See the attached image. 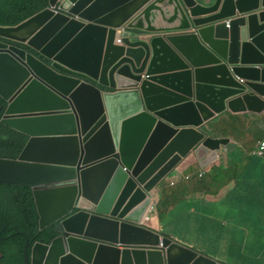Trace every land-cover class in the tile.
I'll use <instances>...</instances> for the list:
<instances>
[{"label":"water","instance_id":"obj_1","mask_svg":"<svg viewBox=\"0 0 264 264\" xmlns=\"http://www.w3.org/2000/svg\"><path fill=\"white\" fill-rule=\"evenodd\" d=\"M48 5L0 26L1 123L29 138L0 183L32 188L41 230L62 228L25 264H221L145 217L186 158L206 167L232 143L206 124L264 112V0Z\"/></svg>","mask_w":264,"mask_h":264},{"label":"crops","instance_id":"obj_2","mask_svg":"<svg viewBox=\"0 0 264 264\" xmlns=\"http://www.w3.org/2000/svg\"><path fill=\"white\" fill-rule=\"evenodd\" d=\"M232 114L243 115L250 122L248 128L253 134L251 141L255 144L252 156L230 159L229 154L223 152L221 161L229 159V166L225 170L231 171H224L221 176L214 174L212 183L205 182L210 174L204 171L211 165L202 167L193 154L185 159L183 165L190 163L202 169L200 180L193 182L190 175H185L182 166L180 173H174L180 175L178 184L181 187L176 192H170L169 196L175 201L185 198L191 206L177 220L182 223L180 229H176V224L161 223L163 228L169 229L168 234L171 236L159 233L182 245L183 237H186L185 246L191 245L189 248L195 250V247L199 253L221 264H264V156L254 153L264 139V112ZM229 137L233 140L232 144L237 143L242 148L241 141ZM226 150L223 148V151ZM229 150L231 152L232 148ZM213 164L218 165L219 162ZM173 175L166 180H171ZM178 184L172 182L171 186L176 187ZM167 212L173 214L174 205H170ZM187 217L194 219L188 222ZM150 218L155 222L147 226L157 231L154 225L158 220L162 222L164 217L156 214V217Z\"/></svg>","mask_w":264,"mask_h":264},{"label":"trees","instance_id":"obj_3","mask_svg":"<svg viewBox=\"0 0 264 264\" xmlns=\"http://www.w3.org/2000/svg\"><path fill=\"white\" fill-rule=\"evenodd\" d=\"M48 3L49 0H0V26H16L43 11ZM22 47L44 60L32 49ZM6 106L0 96V158L17 159L29 138L1 123ZM241 154L245 155L241 149L233 153L236 157ZM59 235V223L40 230V215L32 188L0 183V251L4 256L0 264H24L28 241L33 247L37 242L51 243Z\"/></svg>","mask_w":264,"mask_h":264},{"label":"rangeland","instance_id":"obj_4","mask_svg":"<svg viewBox=\"0 0 264 264\" xmlns=\"http://www.w3.org/2000/svg\"><path fill=\"white\" fill-rule=\"evenodd\" d=\"M232 112L233 111H228V112L226 111V113L223 112L219 116L214 117L213 120H211V122L208 124V129L213 135H219V136H223V137L231 136L236 141L237 140L241 141L242 142L241 151H243L245 153V155H247V156H252V153H253L252 150L255 148V144L252 143V141H251L253 134L250 132V130L248 128L250 122L246 121L247 119L245 118V116L238 115V114H232ZM245 155L241 154L240 157H236L235 155H232L230 157V159H240V158L242 159V158H244ZM228 161H229V159H226L225 161L219 162V164L217 163L218 165L213 164V165L207 167L206 169H204V171L206 173L210 174L207 177L205 182L212 183L213 178H215L214 174H216V173H218L217 176H221L222 172H224V171L230 172L231 170H225L229 166ZM182 166H183V170H184L185 175H190L191 180L193 182L196 183L200 180L199 174H200L202 169L200 170L197 166L192 165L190 163H185L184 165L182 163V165L175 172H173L170 176H172L174 173H177V172L180 173ZM231 168H232V165L230 166V169ZM179 177H180V175L176 176V174H174L173 178L171 180H169V181L166 180L161 185V187H160V192H161L160 201H159V203H157V206L155 208L156 214H158L159 217L162 216L164 218H163L162 222L160 220H158L157 223L154 225V227H155V229H157L158 232H160L164 235H168V236H171L168 234L169 229L166 227L163 228L161 226V223H164L165 225L176 224L177 225L176 229H180L182 227V223H179L177 220L180 217V215L183 214L189 206H191V204L189 203V200H185V198L183 200H178V201L170 199L169 193L170 192H176L181 187L180 184H178L179 183V179H178ZM172 182H175L178 185L176 187H173V186H171ZM187 182H190V180ZM197 184L199 186L202 185L201 183H197ZM173 185H174V183H173ZM170 205H174L175 212L173 214L167 212ZM193 219H194V217H187L188 222L192 221ZM185 239H186V237H183V246H185L187 244ZM193 248L195 250H197L195 247H193Z\"/></svg>","mask_w":264,"mask_h":264},{"label":"clouds","instance_id":"obj_5","mask_svg":"<svg viewBox=\"0 0 264 264\" xmlns=\"http://www.w3.org/2000/svg\"><path fill=\"white\" fill-rule=\"evenodd\" d=\"M49 4V3H48ZM49 6V5H48ZM47 6V7H48ZM46 7V8H47ZM45 8V9H46ZM8 27H10V26H8ZM124 30H125V28H119V30H118V37H117V43L118 44H122V36H121V34L124 32ZM0 41H3V42H7V43H10V42H8V41H6V40H2V39H0ZM11 44V43H10ZM22 46H25V45H20V47H22ZM27 47V46H26ZM23 48V47H22ZM25 49V48H24ZM28 51V50H27ZM34 51V50H33ZM37 53V52H36ZM33 54V53H32ZM35 55V54H34ZM38 55H40V54H38ZM36 56V55H35ZM41 56V55H40ZM38 57V56H37ZM39 58V57H38ZM40 59V58H39ZM41 60H43V59H41ZM46 64H48V65H50V61L49 60H47V59H45L44 58V60H43ZM7 103V102H6ZM6 108H7V106H6ZM226 111H228V110H226ZM226 111H224V112H226ZM221 113H223V112H221ZM221 113H219L217 116H219ZM5 114V113H4ZM216 116V117H217ZM247 122H249V120H246ZM211 122V121H210ZM209 122V123H210ZM208 123V124H209ZM208 124H206V127H205V129H206V131L209 133V135L211 136V137H214V138H230V137H223V136H221V137H215V136H219V135H213L210 131H209V129H208ZM4 125V124H3ZM231 139V138H230ZM232 140V139H231ZM264 141V139L263 140H261L260 141V145H259V147L256 149V151L254 152L255 154H257V155H260V156H264V154L263 155H261V154H259V149H260V146H261V143ZM232 142H233V140H232ZM235 146H238L239 147V145L237 144V143H231L229 146H227V147H223V148H225V149H227L226 151H223V148H222V150H220L219 151V159L217 160V161H215L214 163H218V162H220L221 161V155H222V153L223 152H226V154L228 155L229 154V157H231L232 155H233V153H234V151H236V150H239V149H242L241 147L240 148H235ZM230 148H232V151L230 152ZM192 155V154H191ZM195 156V155H194ZM196 157V156H195ZM197 158V157H196ZM187 159V158H186ZM227 159V158H226ZM184 162V161H183ZM182 162V163H183ZM213 164V163H212ZM212 164H210V165H212ZM182 165V164H181ZM180 165V166H181ZM202 176V175H201ZM170 177V176H169ZM167 179V178H166ZM165 179V180H166ZM164 180V181H165ZM163 181V182H164ZM162 182V183H163ZM161 183V184H162ZM2 184H5V183H2ZM158 190H159V188H158ZM33 192H34V190H33ZM35 197V196H34ZM153 206H152V210H151V212L150 213H147L146 214V217H145V219L147 220V218H149V220L151 221V222H155V220L154 219H151L150 217H152V216H154V217H156V211H155V208H156V206H157V203H159V201H160V199H159V195H158V191H157V193H156V195L155 194H153ZM36 201V200H35ZM7 202V201H6ZM37 209H38V207H37ZM40 215V214H39ZM41 218V217H40ZM57 223H59L60 224V222H57ZM55 224V223H54ZM148 225H150V224H148ZM146 226H147V224H146ZM61 227V226H60ZM48 228V227H47ZM46 229V228H45ZM40 230H41V228H40ZM44 230V229H43ZM42 231V230H41ZM157 232V231H156ZM159 233V232H158ZM61 235H62V228H61ZM61 235H59L58 237H60ZM163 236V235H162ZM57 237V238H58ZM164 237V236H163ZM56 239V238H55ZM28 242H30L31 243V241H28ZM37 243H43V242H37ZM36 244V243H35ZM34 244V245H35ZM44 244H51V243H44ZM34 245H33V247H34ZM182 245V244H181ZM32 247V243H31V246H30V248ZM33 247H32V250H31V254L29 253V251H30V248H29V251H28V253H29V255L30 256H32V251H33ZM26 250V249H25ZM2 257H4V256H2ZM24 264H25V252H24Z\"/></svg>","mask_w":264,"mask_h":264},{"label":"built area","instance_id":"obj_6","mask_svg":"<svg viewBox=\"0 0 264 264\" xmlns=\"http://www.w3.org/2000/svg\"><path fill=\"white\" fill-rule=\"evenodd\" d=\"M259 154L263 155L264 154V141L261 143L260 149H259Z\"/></svg>","mask_w":264,"mask_h":264},{"label":"bare ground","instance_id":"obj_7","mask_svg":"<svg viewBox=\"0 0 264 264\" xmlns=\"http://www.w3.org/2000/svg\"><path fill=\"white\" fill-rule=\"evenodd\" d=\"M146 224H152L154 222H150L149 218L145 221Z\"/></svg>","mask_w":264,"mask_h":264}]
</instances>
